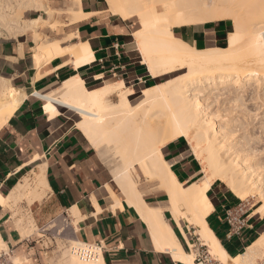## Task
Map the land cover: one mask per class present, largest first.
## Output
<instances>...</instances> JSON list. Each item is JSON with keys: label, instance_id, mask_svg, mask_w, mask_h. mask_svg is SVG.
Masks as SVG:
<instances>
[{"label": "bare ground", "instance_id": "1", "mask_svg": "<svg viewBox=\"0 0 264 264\" xmlns=\"http://www.w3.org/2000/svg\"><path fill=\"white\" fill-rule=\"evenodd\" d=\"M65 1L70 23L89 16L81 10L82 0ZM104 1L112 15L122 20L135 19L139 24L131 36L148 76L159 78L179 73L143 87L136 101L130 99L134 90L122 79L89 89L76 75L65 79L59 88L38 94L44 100L43 109L49 117L56 116L63 107L75 114L76 127L107 163L111 181L118 191L108 186L111 197L119 203L121 196L134 207L146 223L157 250L168 252L178 262L193 264L194 242L190 238L193 234L222 264H254L257 258L264 257V231L242 252L230 255L207 225L206 217L214 208L207 191L216 180L224 183L241 201L258 194L262 203L250 214L264 215V161L256 163L252 159L256 151H262L259 150L262 145H257L258 149L239 148L240 139L235 140L238 134L233 133V120L226 118L231 111L224 116V111H220L225 101L232 103L228 107L233 104L238 107V104L244 106L243 102L248 99H257L261 94L258 90H263L261 96H264V0ZM22 9L42 11L49 17L55 14L47 6V0H0V37L18 38L34 30L30 21L22 18ZM224 19H231L232 28L223 45L200 48L173 32L176 27ZM33 32L35 40L39 39L38 32ZM43 38L37 41L32 52L38 67L59 57H68L63 63L74 68L95 59L87 42L73 41V33L67 36L70 43ZM22 50L20 45L19 56L23 55ZM112 95H116L117 100H112ZM24 97L23 89L0 77V127ZM211 103H218L217 107L213 106L214 111L210 109ZM250 112V109L244 111L247 118ZM234 123L240 124V121ZM247 133L241 138L248 139ZM256 137L261 139L259 135ZM179 138L186 140L188 152L198 161L202 174L186 184L173 172L174 160L166 159L161 151L163 146ZM43 169L41 166L40 174L33 178L22 177L7 196L0 194V204L16 203L21 198H27L29 204L40 200L48 189ZM140 175L153 180L157 189L165 193L164 202L153 205L144 199L137 186ZM164 212L169 213L190 250L182 247ZM15 225L24 238L35 230L30 216L17 219ZM6 244L0 234V250ZM80 245L81 241L72 240L58 264H104L101 253L89 258L76 253L72 246ZM13 260L14 264H21L18 256Z\"/></svg>", "mask_w": 264, "mask_h": 264}, {"label": "crops", "instance_id": "2", "mask_svg": "<svg viewBox=\"0 0 264 264\" xmlns=\"http://www.w3.org/2000/svg\"><path fill=\"white\" fill-rule=\"evenodd\" d=\"M81 10L89 16L67 24L74 34L73 41L87 42L95 59L79 68L63 63L68 57L55 58L38 67L24 36L0 37V77L25 92L19 106L0 127V194L7 196L22 177L33 178L44 166L48 189L42 198L30 204L26 200L18 203L24 207V218L32 217L42 235H46V224L55 220L68 228L66 238L99 242L104 264H169L174 259L168 252L155 248L146 223L134 207L121 196L119 203L111 197L108 186L116 193L117 188L96 149L76 127L75 114L63 107L56 116L49 117L43 109L44 100L38 96L59 88L65 79L76 75L84 80L87 88L122 79L136 90L154 79L146 74L140 62L127 23L109 13L104 0H82ZM226 34L225 22L179 28L181 38L200 48L224 40ZM20 45L22 56L18 54ZM187 147L179 138L161 150L166 159L174 160L171 168L184 184L195 180L200 173L198 161ZM216 181L207 191L214 208L206 217V223L225 250L227 247L236 255L257 236L262 223L255 214H246L247 223L240 234L229 237L223 212L226 206H234L238 200ZM165 200L160 197L148 203L155 205ZM18 215L21 214L0 204V234L10 255L29 257L28 264H47L42 253L50 251L38 248V243L42 245L39 238L32 245L34 237L20 236L15 225V220L20 218ZM170 224L174 229L172 220ZM174 232L182 247L188 250L178 230Z\"/></svg>", "mask_w": 264, "mask_h": 264}, {"label": "rangeland", "instance_id": "3", "mask_svg": "<svg viewBox=\"0 0 264 264\" xmlns=\"http://www.w3.org/2000/svg\"><path fill=\"white\" fill-rule=\"evenodd\" d=\"M47 6L52 11L55 12L54 15H51L49 17L48 15L44 14V12H42V11L24 10V9H22V11H23V15H22L23 17L22 18L26 19V20H29L30 23L33 25V28H34V30H29V31H27V32H25L23 34L24 38L27 39V41L29 43L30 51H32V52H33V47L37 44V41H39V39L41 37H44L43 39H48V38L49 39H56L59 42H61L62 44L70 43V41L67 40V36L70 33L72 34V30H71L70 26L67 24V22H69V18H68V14L66 13L68 11L67 10V6L68 5H67L66 1L65 0H47ZM35 18H38V20H33ZM220 21L225 22V24L227 26V33L229 31H231V28H232L231 27L232 26L231 19H224V20H220ZM212 22H219V21H212ZM125 23H127V25H128V31L129 32H132L134 29H136L139 26V24L137 23V21L135 19L125 20ZM198 25H202V24H198ZM176 28H181V27H176ZM33 31H37L38 32V36L40 37L39 39L35 40V38H34L35 35H34ZM173 32H174V28H173ZM177 34L179 35V31L177 32ZM226 35L224 36V40L217 41L216 43H214V42L213 43H209L208 45H206V47L207 46H213V45H223V44H225L226 43ZM134 46H135V44H134ZM135 48H136V46H135ZM139 58H140V56H139ZM178 73L179 72H173V73L168 74L166 76H162V77H159V78H154L151 83L162 82V81H164L166 79H169L170 77H172V76H174V75H176ZM140 89L134 90V95L130 96V99L132 101H136L139 98ZM259 93H261V94H259ZM262 93H263V90H258V94L260 96L257 97V99H255L256 97H254L253 98L254 100L253 99H251V100L248 99L250 102L246 99L247 100L246 103L243 102L244 106H241V104L239 106V104H238V107H237V104H233V107L236 105L234 108L232 106L228 107L229 105H232V103H230V104L225 103L226 101L222 103L223 105L222 104L220 105L221 107L222 106L223 107L226 106L225 108H226V110H228V111H226L225 108L222 107V110H220V111L221 112L224 111L223 112V116H224V114L228 115L229 112L231 111L230 114L228 115L229 117L226 116V118L233 120V122H232L233 123L232 124V129H234L233 133L235 135L238 134V136H235V135L234 136H235V140L240 139V140H238L239 142H237V145L240 144L238 147L241 148V149H247V148L248 149L249 148L250 149L251 148H257L258 149L259 145H262V146L264 145V131H263V128H264V96H261ZM261 97H263V98H261ZM110 98L112 100H117V96L116 95H112ZM211 104H210V109L212 108L211 110L214 111V109L218 106L217 105L218 103H211ZM215 104H216V107L213 108V106H215ZM247 106L249 107L250 111H252V112H250V115H249L250 118H247V115H245V113H244V111L246 112V111L249 110V109L246 108ZM227 107H228V109H227ZM242 107H244V109ZM232 108H233V110H231ZM251 109H253V110H251ZM241 112H243V113H241ZM240 113L243 114L244 117ZM252 114L254 115V117H253ZM221 115H222V113H221ZM237 120L240 121V124L234 123V121L239 123V121H237ZM256 122H257V124H256ZM243 124H244L245 128H244ZM233 125H234V127H233ZM238 127H239V130L236 131L235 129H238ZM243 128L246 129V130H244ZM252 131H253V133H252ZM246 132H248L247 134H248L249 138L248 139H245L243 137L241 138V136L246 135ZM250 132L252 133V135L253 134L254 135L252 136L250 134ZM241 134H243V135H241ZM258 135H259V137L261 136L260 137L261 139H256V138H258V137H256ZM181 139L184 140V142L186 143L185 139H183V138H181ZM246 140H247L248 143H252V145L251 144L249 145L246 142ZM241 141H242V143H241ZM243 141H245L244 142L245 144H243ZM233 142H235V141H233ZM261 142H263V144ZM243 146H245V147L243 148ZM262 146H259V150H262V151H258V152L256 151V153L253 155V158H252L254 160V161L252 160L253 162H256V163L259 162L260 163L261 160L264 161V158H263L264 157V147L262 148ZM97 155H98V153H97ZM98 158L100 159L102 164L108 169L107 163H105V161L103 159L101 160V156L98 155ZM258 158H261V159H259V161H258ZM259 170H262V169L259 168ZM259 170H258V172H259ZM201 176H202V174L199 173L198 177H201ZM198 177L196 179H198ZM216 182L220 183L226 190H228V188L225 186L224 183H222L219 180H217ZM137 186H138V189L140 191H142L143 197H144V199L147 202H149V201H151V200H153L155 198H160V197H165L166 198V196L157 189V185H156V183L153 180H150L148 178L146 179L142 175H140L139 178H138ZM228 192L231 194V196L236 198V200H238V202L242 203L243 210L245 211V215L246 214H250L252 212V209L255 206L260 205L262 203L261 202V198L256 193H254L255 195L253 194L251 197L249 196L247 198L248 200L241 201L239 198L234 196L229 190H228ZM209 197H210V194H209ZM21 200H26V202L29 204V201H28L27 198H21L16 203H10L8 205H4L3 207L5 209L12 210V212L15 213V214H17V212H18V214H21V215H18V216H20V218H24V217H26L25 216L24 207H23L22 204H18ZM15 208L17 209V211H15ZM164 214L170 220L169 213L168 212H164ZM254 217H258L259 218L260 214H255ZM259 220L262 223V228L259 230V233L257 234V236L261 232L264 231V215L261 216ZM170 222H171V220H170ZM35 226H36V224H35ZM191 230L193 231L192 228L190 229V231ZM44 231H45L46 235H42L41 232L38 230V227L37 226L35 227V230L29 235L30 238L34 237L32 245H35L36 244V239L39 238L41 240L40 242L42 243V245H40L38 243V248H41L40 250H42V248H43L44 251H50V252H46V253L43 252L42 253L43 256H44L43 259L45 260V262H47V264H58V262L62 259L63 251L65 249H67L69 247V245L72 243V239H68L65 236V233L68 232V228L65 226V224L63 222H58V221L54 220V221H50V222H48L46 224ZM190 238L193 241H195V237L193 236V234L190 236ZM7 246L8 245L6 244V247H3L0 250V253L2 251L7 252L8 251V247ZM40 246H42V247H40ZM35 253H37V252L35 251ZM16 255H17V253H11V255H10V260H11L12 264H14L13 258ZM19 258L21 259V264H28L30 262V258L26 257L24 255H20ZM262 259H264V257L263 258H257L256 261L254 262V264H257L259 262V260H262Z\"/></svg>", "mask_w": 264, "mask_h": 264}, {"label": "built area", "instance_id": "4", "mask_svg": "<svg viewBox=\"0 0 264 264\" xmlns=\"http://www.w3.org/2000/svg\"><path fill=\"white\" fill-rule=\"evenodd\" d=\"M223 220L228 226L227 235L232 237L239 235L241 230L247 223L245 211L241 202L234 206H226L223 212ZM193 241V264H222L217 258L213 257L206 246L202 245L196 235ZM187 245V244H186ZM73 250L84 258L94 257L97 253L102 254V246L99 242H81L80 246H72ZM188 250L189 247L187 246ZM0 264H12L10 260V251L2 252L0 254ZM169 264H184L172 260ZM257 264H264V259L259 260Z\"/></svg>", "mask_w": 264, "mask_h": 264}, {"label": "trees", "instance_id": "5", "mask_svg": "<svg viewBox=\"0 0 264 264\" xmlns=\"http://www.w3.org/2000/svg\"><path fill=\"white\" fill-rule=\"evenodd\" d=\"M220 22H222V21H219V22H215V23H220ZM209 23H212V22H209ZM209 23H207V24H209ZM179 31V28H174V34L176 35V36H179L178 34H177V32ZM182 39H184L185 41H188V40H186L185 38H182ZM152 82V81H151ZM149 83L147 86H151V85H153L154 83ZM90 89V88H89ZM208 194V196H209V193H207ZM174 229H175V226H174ZM175 231H177V230H175ZM256 237H254L253 239H255ZM252 239V240H253ZM251 240V241H252ZM248 245V244H247ZM226 249H227V251L231 254V255H235V254H233V252L229 249V248H227L226 247Z\"/></svg>", "mask_w": 264, "mask_h": 264}]
</instances>
